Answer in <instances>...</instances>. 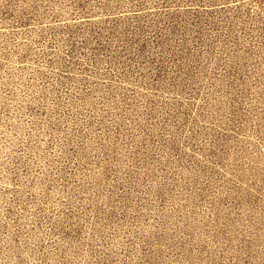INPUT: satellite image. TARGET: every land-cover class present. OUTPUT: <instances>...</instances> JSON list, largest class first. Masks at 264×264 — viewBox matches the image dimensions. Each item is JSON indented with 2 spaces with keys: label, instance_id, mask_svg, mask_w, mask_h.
Masks as SVG:
<instances>
[{
  "label": "rangeland",
  "instance_id": "374dc122",
  "mask_svg": "<svg viewBox=\"0 0 264 264\" xmlns=\"http://www.w3.org/2000/svg\"><path fill=\"white\" fill-rule=\"evenodd\" d=\"M0 264H264V0H0Z\"/></svg>",
  "mask_w": 264,
  "mask_h": 264
}]
</instances>
